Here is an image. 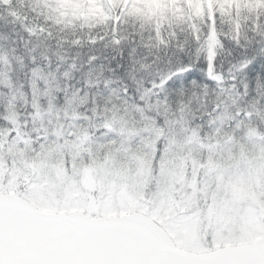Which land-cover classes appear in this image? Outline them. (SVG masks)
<instances>
[{"label":"snow or ice","instance_id":"snow-or-ice-1","mask_svg":"<svg viewBox=\"0 0 264 264\" xmlns=\"http://www.w3.org/2000/svg\"><path fill=\"white\" fill-rule=\"evenodd\" d=\"M0 21V264H264L258 22L209 52Z\"/></svg>","mask_w":264,"mask_h":264},{"label":"trees","instance_id":"trees-1","mask_svg":"<svg viewBox=\"0 0 264 264\" xmlns=\"http://www.w3.org/2000/svg\"><path fill=\"white\" fill-rule=\"evenodd\" d=\"M105 4L108 3L109 18L104 21H97L93 26V31L99 35H111L113 32L119 33L121 38L129 31L135 32L137 36L150 44L152 47H157L165 41H175L177 37H182L183 40H188L192 36L203 37L207 33V39L204 44L209 47L212 44V49L217 45V32L227 31L235 34L239 29L241 38L248 36V26L256 25L257 22L261 29H264V0H232L230 3H223L221 0H209L213 18L210 20L207 17L205 6L201 10V18L191 17L189 4L182 0V8L178 9L174 5H169L163 9L152 7V12L146 9L136 11L122 7V0H117L114 3H109V0H102ZM203 3L205 0H202ZM27 5L32 6V15L35 19L36 14L34 9L38 7H46L44 0H26ZM51 3V1H50ZM259 17V21H257ZM4 19H7L6 17ZM215 20V29L211 25V21ZM117 21L119 22L117 24ZM3 21H0L2 23ZM48 24L55 30L57 34H62L67 38L79 36L81 39H87L92 33L78 32V26L75 20L69 25L56 26L53 23ZM155 30V36L152 32ZM212 51V50H211ZM226 55V54H224ZM236 54L233 53V56ZM228 60L232 57H226L223 63V71H227L229 64ZM255 75V74H253ZM204 83H210L207 80H202ZM187 81H185V85Z\"/></svg>","mask_w":264,"mask_h":264},{"label":"rangeland","instance_id":"rangeland-1","mask_svg":"<svg viewBox=\"0 0 264 264\" xmlns=\"http://www.w3.org/2000/svg\"><path fill=\"white\" fill-rule=\"evenodd\" d=\"M46 7L43 9L38 7L34 9L36 14L35 20L43 23L46 27H49L53 32L55 31L49 24L53 23L56 26L69 25V23L75 20L79 33L87 32L92 33L95 37L97 34L93 31V26L97 21H104L109 18L108 3H104L102 0H44ZM51 1V3H50ZM116 0H109L110 3H114ZM189 5L191 13L189 14L194 18H201V10L205 6L208 10V15L211 17L209 5L202 0H184ZM206 1V0H205ZM223 3H230L232 0H221ZM206 4V5H205ZM167 5H174L176 8H182V2L180 0H122V7L135 9L136 11L146 9L149 13L152 12V7H158L163 9ZM28 6V9L32 10V6ZM18 11L24 14L23 5L18 6Z\"/></svg>","mask_w":264,"mask_h":264}]
</instances>
